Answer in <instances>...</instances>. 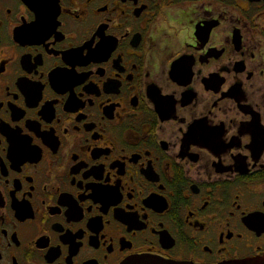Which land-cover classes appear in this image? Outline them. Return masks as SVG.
<instances>
[{"label": "flooded vegetation", "instance_id": "af4514ba", "mask_svg": "<svg viewBox=\"0 0 264 264\" xmlns=\"http://www.w3.org/2000/svg\"><path fill=\"white\" fill-rule=\"evenodd\" d=\"M264 256V0H0V264Z\"/></svg>", "mask_w": 264, "mask_h": 264}, {"label": "water", "instance_id": "95a60500", "mask_svg": "<svg viewBox=\"0 0 264 264\" xmlns=\"http://www.w3.org/2000/svg\"><path fill=\"white\" fill-rule=\"evenodd\" d=\"M123 264H173V263H167V262L155 260L153 258H148V257H135V258H132L126 261ZM231 264H264V256L253 258V259H248V260H243V261H238V262L231 263Z\"/></svg>", "mask_w": 264, "mask_h": 264}]
</instances>
